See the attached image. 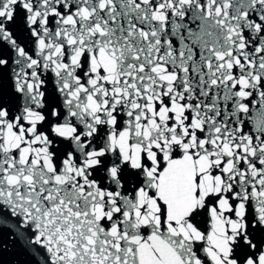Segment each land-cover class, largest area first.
<instances>
[{
    "label": "snow or ice",
    "instance_id": "1",
    "mask_svg": "<svg viewBox=\"0 0 264 264\" xmlns=\"http://www.w3.org/2000/svg\"><path fill=\"white\" fill-rule=\"evenodd\" d=\"M9 247L264 264V0H0Z\"/></svg>",
    "mask_w": 264,
    "mask_h": 264
},
{
    "label": "water",
    "instance_id": "2",
    "mask_svg": "<svg viewBox=\"0 0 264 264\" xmlns=\"http://www.w3.org/2000/svg\"><path fill=\"white\" fill-rule=\"evenodd\" d=\"M10 87V84L8 85ZM4 264H23L25 257L18 248L9 247L3 254Z\"/></svg>",
    "mask_w": 264,
    "mask_h": 264
}]
</instances>
